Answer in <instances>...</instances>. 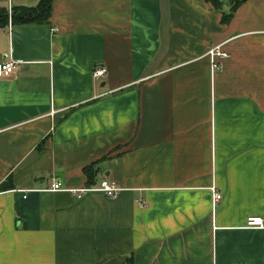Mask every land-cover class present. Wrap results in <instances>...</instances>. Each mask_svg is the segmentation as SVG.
<instances>
[{
	"label": "crops",
	"instance_id": "1",
	"mask_svg": "<svg viewBox=\"0 0 264 264\" xmlns=\"http://www.w3.org/2000/svg\"><path fill=\"white\" fill-rule=\"evenodd\" d=\"M228 9L50 0L0 26V264H264V0ZM101 179L114 198L70 191Z\"/></svg>",
	"mask_w": 264,
	"mask_h": 264
},
{
	"label": "built area",
	"instance_id": "2",
	"mask_svg": "<svg viewBox=\"0 0 264 264\" xmlns=\"http://www.w3.org/2000/svg\"><path fill=\"white\" fill-rule=\"evenodd\" d=\"M52 31H56V28H52ZM206 55L210 60V66L212 69H217L220 66V61L222 58L227 56V52L221 48V44H215L208 48ZM20 62L19 59L13 60L10 57L0 60V77H6L14 72L16 63ZM105 69L101 65H96L91 70V76L94 79H100L104 76ZM49 190H66L64 186L58 180H51L49 185ZM97 190L102 192L106 197L114 198L119 188L116 187L112 182H108L105 179H101L96 188L83 187L80 189L70 190L72 193L76 194V197H80L83 193ZM220 192L212 190L211 202L214 206L220 200ZM244 226L246 228H262L264 227L263 219L259 216H249L245 219Z\"/></svg>",
	"mask_w": 264,
	"mask_h": 264
},
{
	"label": "trees",
	"instance_id": "3",
	"mask_svg": "<svg viewBox=\"0 0 264 264\" xmlns=\"http://www.w3.org/2000/svg\"><path fill=\"white\" fill-rule=\"evenodd\" d=\"M216 10H221L224 2L228 3L227 13L222 14V20L226 21L233 9L241 0H207ZM50 0H38L34 6H12L8 13L5 7H0V26L10 23L38 22L46 19L49 12Z\"/></svg>",
	"mask_w": 264,
	"mask_h": 264
}]
</instances>
